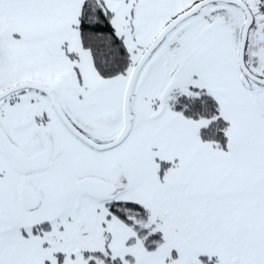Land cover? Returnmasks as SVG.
<instances>
[{
    "label": "snow or ice",
    "instance_id": "obj_1",
    "mask_svg": "<svg viewBox=\"0 0 264 264\" xmlns=\"http://www.w3.org/2000/svg\"><path fill=\"white\" fill-rule=\"evenodd\" d=\"M0 264H264V0H0Z\"/></svg>",
    "mask_w": 264,
    "mask_h": 264
}]
</instances>
